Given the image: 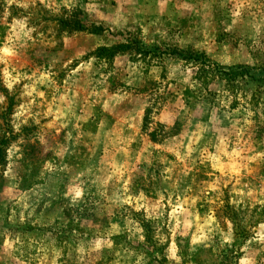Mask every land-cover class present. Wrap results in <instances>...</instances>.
Segmentation results:
<instances>
[{"label":"rangeland","instance_id":"374dc122","mask_svg":"<svg viewBox=\"0 0 264 264\" xmlns=\"http://www.w3.org/2000/svg\"><path fill=\"white\" fill-rule=\"evenodd\" d=\"M0 24V264H264V0H0ZM176 49L256 81L233 101Z\"/></svg>","mask_w":264,"mask_h":264},{"label":"trees","instance_id":"16d2710c","mask_svg":"<svg viewBox=\"0 0 264 264\" xmlns=\"http://www.w3.org/2000/svg\"><path fill=\"white\" fill-rule=\"evenodd\" d=\"M6 28L7 26L0 24V41L2 40L4 36V30ZM123 47L124 45H116L110 48H99L97 50V56H102L103 58H110L113 54H115L114 52H116L117 50ZM177 51L180 52L179 54L182 55V58L184 60H194L197 62L198 70L195 76L198 79L203 77L204 74L207 71H209L212 74L219 77L220 79L224 80L226 82V90L228 94H230L233 97V101H235V99L237 98V93L240 90V86H241L240 84L245 83L247 81L248 82L251 81V80H247V78L252 79V81L253 80L256 81V79H254V77L251 75L249 67L245 64L230 65L224 69H221L215 62L208 60L204 53H200L194 50H182V49H178ZM238 79H241V80H238ZM256 90H258V88H255V90L251 92V96L249 98L250 102H247L249 105L254 106L255 102H257L260 99V96H261L260 90H259V93H257ZM3 143H5V141L1 139L0 140V159L2 157L1 156V148H2L1 144ZM198 205L200 206V203ZM224 208H225V214H227V218L232 222L233 229H234V236L236 237V240L238 239L245 240L249 236V233L246 230V227L241 223V218L238 214V211L235 210L233 206H229L228 204H226ZM141 222H142V227L144 228V232H146L145 238L149 239L148 233H147V227L145 224L146 221L142 220ZM236 248H237L236 246L234 245L232 246L233 260L231 261V264H236L237 259L239 257V253ZM223 257L225 258L226 255Z\"/></svg>","mask_w":264,"mask_h":264}]
</instances>
